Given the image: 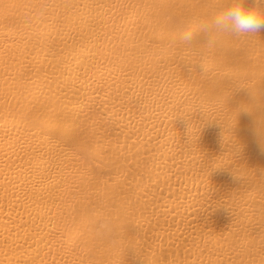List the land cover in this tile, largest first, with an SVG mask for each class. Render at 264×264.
<instances>
[{"label": "bare ground", "instance_id": "6f19581e", "mask_svg": "<svg viewBox=\"0 0 264 264\" xmlns=\"http://www.w3.org/2000/svg\"><path fill=\"white\" fill-rule=\"evenodd\" d=\"M230 3L0 0V264H264V30L179 39Z\"/></svg>", "mask_w": 264, "mask_h": 264}, {"label": "clouds", "instance_id": "9594fccd", "mask_svg": "<svg viewBox=\"0 0 264 264\" xmlns=\"http://www.w3.org/2000/svg\"><path fill=\"white\" fill-rule=\"evenodd\" d=\"M255 2L257 6L249 7L246 0H232V3L220 9L211 18H197V29L181 31L179 39L185 44H193L196 37H201L209 46H214L221 35L227 34L237 38L256 35L264 30V7L259 6L264 4V0ZM249 94L252 98L251 92ZM110 230V223L106 220L100 221L96 229L100 237L107 235Z\"/></svg>", "mask_w": 264, "mask_h": 264}]
</instances>
